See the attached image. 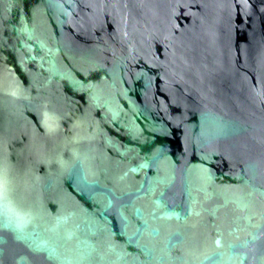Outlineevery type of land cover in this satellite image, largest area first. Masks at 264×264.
I'll list each match as a JSON object with an SVG mask.
<instances>
[{
  "label": "water",
  "instance_id": "obj_1",
  "mask_svg": "<svg viewBox=\"0 0 264 264\" xmlns=\"http://www.w3.org/2000/svg\"><path fill=\"white\" fill-rule=\"evenodd\" d=\"M0 264H264V0H0Z\"/></svg>",
  "mask_w": 264,
  "mask_h": 264
}]
</instances>
